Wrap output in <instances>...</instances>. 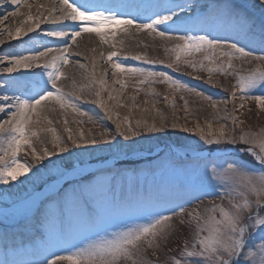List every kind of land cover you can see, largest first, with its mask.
I'll return each mask as SVG.
<instances>
[{
  "label": "snow or ice",
  "instance_id": "1",
  "mask_svg": "<svg viewBox=\"0 0 264 264\" xmlns=\"http://www.w3.org/2000/svg\"><path fill=\"white\" fill-rule=\"evenodd\" d=\"M5 2L6 0H0V4ZM58 2L60 4L58 17L53 18L56 12L53 6L48 10L49 15L43 20L40 16L35 18L29 16L28 19L32 23L26 28L18 27L15 34L9 32L8 37L20 39L27 36L28 33L36 31L43 22L58 25H63L64 21L76 22L70 33L64 31L63 27L46 32L47 36L60 39L65 45L63 48L45 46L43 51H33L30 55L12 53L0 57V64L6 62L8 65L0 71L6 73L18 72L21 68L31 69L33 66L44 70L39 78L34 73L30 81H17L15 87L22 90L19 95L12 97L4 95L0 98L10 111L9 118L0 122V184L7 185L10 180L17 181L18 177L25 176L30 171V165L21 163L18 158L23 148L32 149L31 155L36 161L53 155L47 147L43 148L42 153L36 150L32 138H39L41 131L52 133V144L58 153L69 151L68 144L55 134L54 128L34 130L28 125L39 123V120L34 121L32 116L45 101L55 102L61 109L71 108L78 115H87L57 83L63 77L61 66L69 62L66 55L68 53L66 38L75 41L81 32L95 33L102 43H108V37L102 29L109 26L118 27L125 33L135 28L137 31L155 33L161 39L180 41L174 47L166 49L175 53L172 63L167 64L166 67L172 68L173 64L179 67L182 57H193L191 60H183L193 72L206 71L209 77L216 73L233 76L236 81L233 85V97L235 98L238 92L240 100L252 99L259 107H264V67L258 64L247 73L241 74L233 64V60L264 62V55H256L248 47L258 42L261 50L264 51V17L257 24L240 5L235 3L214 6L209 11L202 12L192 11L191 5L166 3L158 6L159 10L152 13L154 18L148 17L146 22L143 20L137 22L136 17L122 16L112 7L103 4H77L76 0L71 2L58 0ZM12 3H17V0H12ZM19 6L17 4V7ZM258 6L264 9V0H258ZM13 15L20 13L14 12ZM88 24L94 26L88 27L86 26ZM165 24H168L170 29L183 34L171 35L169 31L160 28ZM115 35L116 33L112 32V36ZM2 43L4 41L0 40V44ZM196 54H201L202 59L197 61ZM50 55V60L44 59L43 64L38 63ZM113 57H118L116 51L108 54L107 61L112 62ZM131 59L143 61L145 64L157 63V61H149L146 56L140 54L132 56ZM205 61L208 62L207 65ZM81 67L85 66L81 65ZM112 68L124 74L141 77L138 81L140 84L163 83L174 91L194 93L210 101L212 108H217V103L211 96L173 78L165 71L125 67L122 62H113ZM105 76L106 73L97 80L94 70L89 84L81 85L80 91H84L92 83H98L100 90L95 92L96 99L93 103L99 104L108 113L110 110L101 99V91L105 90ZM199 78V76L195 77V79ZM114 82L124 86L122 81ZM73 87L75 88V82ZM75 99L79 100L80 97L76 96ZM108 99L115 98L109 93ZM185 106L187 108V101ZM243 106L240 105L241 108ZM4 110L0 107V112ZM108 118L112 119L111 115ZM231 119L234 125L232 134L226 133L224 124L213 131L211 122L207 124V133L199 126L196 131L208 145L239 144L237 151L241 156L252 157L260 166L259 172L250 168L247 161L228 158L231 154L226 149H217L223 159H219V162L209 161L213 166L208 168L206 165L202 176L197 177L188 187L184 185L178 187L181 203L171 208L150 211L144 223L98 235L96 239L82 246H73L69 254L55 255L52 259L29 261L27 264H59L64 261L67 264H160L159 258L155 261L149 260L146 254L151 251L158 257L162 248L168 246L171 237L182 231L187 233L182 245L179 248H169L163 264H264V129L258 132L242 131L237 137L235 127H239L243 121H239L235 116ZM89 122H95L91 116ZM124 122H128L127 117ZM67 123L68 121L65 120V124ZM139 126L137 122V129H133L130 125L123 128L121 123H116V132L111 135L105 132L102 137L103 143L118 150H123L125 147L130 149L131 145L122 144L117 137H123L124 141H128L138 134ZM172 127L175 128L176 125L173 124ZM144 130L155 132L158 129L155 124L151 126L145 124ZM183 130L188 131L187 128ZM65 131L69 132V140L77 148L82 144L98 143L95 138L85 137L83 132L79 134L78 141L73 138L70 129L66 128ZM103 183L104 177L95 178L94 182L82 177L81 182L75 185L69 182L66 188L53 194V198L47 202L44 200L33 202L26 210L23 219L30 218L33 221L32 228L35 234H40V229L44 228L43 235L49 239L53 235L50 226L55 225V235L59 237L66 221L79 230L86 231L98 227L105 213L109 211V205L97 203L92 207L90 201L96 185ZM193 202H195L194 207L190 209L186 207ZM144 206L141 202L127 205L129 208ZM0 264H8V262L0 260Z\"/></svg>",
  "mask_w": 264,
  "mask_h": 264
},
{
  "label": "rangeland",
  "instance_id": "2",
  "mask_svg": "<svg viewBox=\"0 0 264 264\" xmlns=\"http://www.w3.org/2000/svg\"><path fill=\"white\" fill-rule=\"evenodd\" d=\"M246 1L254 7V12L248 11L243 5L240 6L253 21L259 24L261 18L264 17V9L258 6V0ZM236 4L239 5L237 2ZM10 13L13 14L14 12L10 11ZM26 27L27 25L23 28ZM111 29L112 27L109 26L103 30ZM121 35H123L124 45L118 51L127 55L126 67H144L156 71H165L173 78L179 79L195 87L197 91H202L205 95L211 96L217 103V108H212L210 101H206L194 93L174 91L163 83L146 82L140 84L138 81L141 77L129 74L124 78L119 71H116L115 76L121 81L125 79L129 88L121 92L116 91L111 93V95L118 99L123 106L130 104L131 107L146 110V113L144 117H136L129 113H112V119H109L105 109L99 104L93 103L96 99L95 92L97 91L95 86L87 87L84 91H80V86L88 85L89 83L77 84L72 89L68 88V92H76L74 93L73 102L87 115L81 116L71 108H65L62 110L69 112L66 116H53L28 126L57 124L64 130L66 128L75 129L76 132L71 134L78 141L79 134L83 132L85 137L89 139L95 138L98 143L96 145L82 144L81 147L77 148L69 140V132L66 131L64 135L57 136L68 144L69 151L58 153L52 144V134H39V138H32V142L38 152L42 153L43 148L47 147L49 151L53 152V155L46 157L44 160L36 161L31 155L32 149L23 148L19 152L18 158L21 163L30 165V171L25 176L18 177L17 181L10 180L7 185L0 184V206H9L32 197L51 180L67 173L76 163L82 164L110 156H129L134 152L151 153L155 149H160V151L157 155L149 158L132 159L127 161L128 164L127 162L123 165L118 164L116 169L113 170H104L84 176L93 180V182L95 178L104 177V183L96 185L94 188L93 198L90 201L92 207H95L97 203L109 205V211L105 213L98 227L85 231L79 230L67 222L64 230L57 237L55 235V225H52L50 226V231H52L53 235L49 239L46 235H43L44 228L40 229V234H35L32 228L33 221L23 219L25 215L22 213L0 215V260L7 261L8 264H27L29 261L52 259L55 255L69 254L73 250V246H82L96 239L98 235L144 223L150 211L159 208H171L181 203L182 198L178 195V187L180 185L188 187L197 177L202 176L206 165L208 168L213 166L209 161L216 160L219 162V159H223L220 156H211L204 159H180L171 145L186 152V156L195 151L229 148L232 149V152H230L231 156L228 158L247 161L250 168L255 169L257 172L260 171L252 157L240 155L237 151L240 147L239 144L236 146L225 144L208 145L201 139L200 133L196 131L199 126L207 133V124L211 122L213 131L219 128L221 124H224L226 133L232 134L234 125L231 118L233 116L239 121H243L239 127H235V135L237 137L242 131L258 132L264 129V107H259L256 101L252 99L240 100L238 92L234 98L232 92L236 81L233 76L216 73L209 77L206 71L193 72L191 68L183 63L184 59L191 60L193 57H182L179 67L173 64L172 68H168L166 65L172 63L175 53L166 51V49L174 47L180 41L161 39L153 33L149 34L147 31H144L143 35H132L130 32L122 33ZM248 47L256 55H264V51L261 50V45L258 42L252 43ZM109 48L111 50L114 49L112 46H109ZM137 54L144 55L149 61H157V63L145 64L143 61L131 59L132 56ZM195 59L197 61L202 59L201 54H196ZM204 63L207 65L208 62L205 61ZM233 64L241 71V74L247 73L258 64L264 67V62L254 60L248 62L233 60ZM0 73L5 76L12 75L18 78V73L15 72L6 73L1 71ZM74 76L76 77L73 72ZM197 76L200 78L195 79ZM30 78L32 79L33 77ZM107 81L109 80H105V86L108 84ZM88 92H91L92 96H87L86 93ZM76 96H79L80 99L76 100ZM108 96L109 91L105 89V96L101 97V99L105 101L106 107L113 101V99L109 100ZM185 101H187V108ZM241 104L244 105L242 108L240 107ZM0 107L4 108V105ZM52 108V106H47L45 110L51 111ZM2 112H0V116ZM152 112L155 114L154 122L150 120ZM162 113L164 115L158 118V115ZM6 115L8 119L10 112H7ZM89 116L95 121L94 123L89 122ZM125 117L128 119L127 123L124 122ZM65 120L68 121L67 124H65ZM48 121H51V123H48ZM137 122H139L140 126L136 136L131 137L128 141H124L123 137H117L122 144L131 145L130 149L125 147L123 150H118L115 147L110 148L103 143L102 137L105 132L109 135L116 132V123H121L123 128L130 125L133 129H137ZM145 124L148 126L155 124L158 130L147 132L144 130ZM173 124L176 125L175 128L172 127ZM162 125L163 127L161 128ZM184 128H187L188 131H184ZM166 139H169L170 142ZM70 182L75 185L80 183L81 180H72ZM66 187L67 185L63 186L62 190ZM137 202H141L145 206L141 208L127 207L129 204L135 205ZM194 205L195 202L186 207L190 209ZM186 235L187 233L184 231L174 234L168 246L162 248L158 257L149 251L146 254L147 258L153 261L159 258L160 264H163L165 255H160L166 250L168 252L169 248H179ZM256 242L258 243L259 241L257 240ZM59 264H67V262H59Z\"/></svg>",
  "mask_w": 264,
  "mask_h": 264
},
{
  "label": "bare ground",
  "instance_id": "3",
  "mask_svg": "<svg viewBox=\"0 0 264 264\" xmlns=\"http://www.w3.org/2000/svg\"><path fill=\"white\" fill-rule=\"evenodd\" d=\"M99 3L102 2V0H98ZM142 0H131L130 4L126 7H122L120 5L119 0H112L108 7H112L115 11L120 13L122 16L128 17V16H134L137 19V22L140 21H147L148 17H152V13L159 10L158 6H161L163 4H181V5H191L192 11L195 12H202V11H209L210 8L218 5H225V4H232L235 3L233 0H156L155 3H141ZM71 2V0H70ZM213 2V4L211 3ZM77 4H84V0H76ZM17 4H19V8L17 7ZM89 5H98L96 3H87ZM43 5V7H40ZM30 6V7H29ZM55 6L56 12L53 14V17L60 15V4L58 0H35L30 1L28 3H23V0H17V3H12V0H6L5 3L0 4V40H3L4 43L8 40L6 44H0V57L5 56V54H12V53H18L21 55H30L33 51H43L45 46L56 48L61 47L63 48L65 45L63 42L56 38L47 36L46 32L55 28H51L46 23H41L39 28H36V31L28 33L27 36H24L20 39H10L8 37V33L11 32L15 34L16 29L18 27L23 28L25 25H28L32 23L31 20L28 19L29 16H32L33 18L40 16V18L43 20L44 17L49 15V9ZM18 8V9H17ZM17 9V10H16ZM97 10H103V9H97ZM11 12H19L20 15H13ZM178 11V9H177ZM163 14V13H161ZM76 22L68 21L66 25V32H71L73 25ZM88 27H93V24L86 25ZM112 27V26H110ZM161 29L169 31L171 35H182V32H176L168 27V24L161 25ZM79 30V29H77ZM105 35L108 37V43H102L100 41V38L92 32H81V34L76 38L75 41H72L70 38L68 39V55L69 62L67 64H64L61 66V72L63 73V77L60 81H58V85L62 88L63 92L66 94L69 89H72L73 82H75V86L81 85L83 83H89V81L92 79L93 71L95 70V77L98 80L99 77L102 74L106 73L105 80L108 79V84L104 88L106 91L108 90L109 93H115L116 91H125L129 88L128 83H126L125 79L123 82V87L119 83H115L114 81H121L115 76L116 71L112 68L113 62H122L125 66V61L127 60L126 54L119 53L118 49L123 47V35H121L122 32L118 27H112L111 30H103ZM112 32H115L116 35L112 36ZM129 32L132 35H143L144 31H137L135 28H132L129 30ZM156 37L155 33H153ZM31 38V39H29ZM23 44H25L23 46ZM115 45V47H113ZM23 46V47H22ZM109 46H112L114 49L111 50ZM112 51H116L118 53V57H113V61L109 62L107 61L108 54ZM55 54V53H54ZM44 59H51V55L47 58L41 59L38 63L43 64ZM82 62V63H81ZM81 65H84L85 67H81ZM8 66L5 62L4 64H0V69L3 67ZM126 67V66H125ZM1 72V71H0ZM21 73V79H15L12 77L3 76L0 73V98H2L4 95H8L10 97L19 95L22 91L21 89H18L15 87V84L17 81H30V77H33V74H37V77L39 78L40 75L43 74L44 70L42 68H36L33 66L31 69H23L21 68L19 71ZM73 72L75 73L76 77H73ZM121 75L128 76L129 74L121 73ZM66 77V78H64ZM77 80H76V79ZM46 79V77H45ZM6 85V86H5ZM91 86H95L97 90H100V86L98 83H92ZM50 87V85H49ZM70 95V94H69ZM87 96H92L91 92L86 93ZM73 100L74 96L70 95ZM105 96V90L101 91V97ZM0 104H5L2 99H0ZM122 104L118 99H113L110 104H108V109L110 110L108 112V115H112V113H120V114H133L136 117H144L146 110H141L140 108L131 107L130 104H127L126 106H121ZM47 106H52L53 108L51 111L45 110ZM14 110V109H12ZM10 112L8 109V106H6L5 111L0 116V122H3L7 120L6 113ZM69 112L66 110H62L58 104L55 102H42V105L38 107L37 113L32 116V119L34 121H44L47 118L53 117V116H66ZM164 114L158 115V118H161ZM150 120L151 122L155 121V114L152 112L150 114ZM34 124V123H33ZM34 130H40V129H47V128H54L56 130L55 134L62 136L66 132L61 126L54 124V125H47V126H28ZM76 130H71V133H75ZM40 135H50L52 133H49L47 131H41L39 132ZM170 142L169 139H166ZM174 146V145H173ZM175 151L179 152L181 151L180 148L174 147ZM137 155V152H134ZM140 153V152H138ZM134 154V155H135ZM142 154V153H140ZM101 167L100 163H76L75 166L68 171V173L64 177H79L81 175L86 174V172H89L90 170H96ZM60 177L57 179H54L49 185H46L41 191L37 192L32 197L18 201L14 204H12L11 212L2 214L0 212V215H10V214H16V213H22L23 215H26V210L32 205L33 202H37L39 197L46 191L53 189L56 187L57 183L59 182ZM31 220V219H30Z\"/></svg>",
  "mask_w": 264,
  "mask_h": 264
},
{
  "label": "trees",
  "instance_id": "4",
  "mask_svg": "<svg viewBox=\"0 0 264 264\" xmlns=\"http://www.w3.org/2000/svg\"><path fill=\"white\" fill-rule=\"evenodd\" d=\"M167 253V250L165 251V252H163V254H161L160 256H163V255H165Z\"/></svg>",
  "mask_w": 264,
  "mask_h": 264
}]
</instances>
